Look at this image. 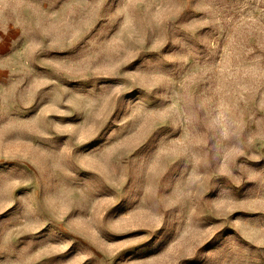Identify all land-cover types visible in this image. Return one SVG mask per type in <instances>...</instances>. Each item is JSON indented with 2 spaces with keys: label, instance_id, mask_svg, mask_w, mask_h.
Segmentation results:
<instances>
[{
  "label": "rangeland",
  "instance_id": "rangeland-1",
  "mask_svg": "<svg viewBox=\"0 0 264 264\" xmlns=\"http://www.w3.org/2000/svg\"><path fill=\"white\" fill-rule=\"evenodd\" d=\"M0 264H264V0H0Z\"/></svg>",
  "mask_w": 264,
  "mask_h": 264
}]
</instances>
